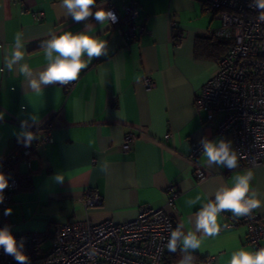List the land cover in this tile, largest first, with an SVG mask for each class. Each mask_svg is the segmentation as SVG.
<instances>
[{"label":"crops","instance_id":"1","mask_svg":"<svg viewBox=\"0 0 264 264\" xmlns=\"http://www.w3.org/2000/svg\"><path fill=\"white\" fill-rule=\"evenodd\" d=\"M60 3L0 0V67L17 32L23 33L25 61L39 71L46 65L40 43L49 32L83 31L84 23L67 17ZM126 4L138 8L144 31L138 40L128 41L112 24L101 28L91 21L94 34L107 40L108 54L94 59L71 89L54 84L36 94L17 71L0 72V159L20 144L16 133L22 120L31 123L34 115L37 124H55L53 140L36 148L31 168H20L21 185L9 205L12 214L6 216L17 232L51 231L56 224L85 218L123 222L135 218L144 205L165 207L176 225L191 230L188 218L219 187L231 186L235 176L246 171L253 173L252 189L264 202V166L243 167L238 155L235 169L208 167L201 154L199 163L212 175L198 180L190 160L192 141L205 137L230 140L238 153L232 134L208 126L206 113L196 105L203 84L218 70L217 59L196 57V41L218 29L219 21L199 0H104L103 6L122 14ZM173 24L182 35L173 33ZM147 75L155 83L150 89L143 82ZM127 133L139 138L124 150ZM56 173L64 175L62 184L52 181ZM169 186L180 192L175 206L167 204ZM90 192L99 193L102 204L86 208ZM197 196L201 200L190 205ZM255 211L264 218V206ZM240 220L231 212L220 214V234L203 238L196 251L206 258L203 264H228L240 248L256 251ZM231 222L236 225L228 227Z\"/></svg>","mask_w":264,"mask_h":264},{"label":"built area","instance_id":"2","mask_svg":"<svg viewBox=\"0 0 264 264\" xmlns=\"http://www.w3.org/2000/svg\"><path fill=\"white\" fill-rule=\"evenodd\" d=\"M199 1L221 21V26L210 33L232 39L233 43L218 60L217 72L197 94L196 105L206 113L208 126L214 127L219 134H232L241 166H264V22L259 21L255 9L248 7L250 0ZM108 9L118 17V22L112 24L114 28L128 41L138 40L144 31L138 23V8L126 4L122 14L115 7ZM172 29L176 36L182 35L176 24ZM143 82L148 89L155 85L149 75ZM63 85L69 90L74 82ZM54 128L51 120L34 125L31 130L37 139L31 146H13L0 159V172L9 178L4 202L0 204V228L7 225L18 242L23 239V251L30 264H163L170 231L176 228L173 214L165 207L141 206L135 218L123 222L113 219L92 222L85 218L56 224L51 231L17 232L13 229L4 210L21 185L20 168H31L36 148L53 140ZM170 137L171 133L165 135L166 140ZM138 138L136 133H127L122 148L129 150ZM202 151L200 140H193L190 160L198 180L212 175L198 161ZM179 195L175 186H169L167 204L175 206ZM100 204L99 193H88L86 208ZM240 222L247 226V242L255 250L264 248V218L253 210L250 215L241 217ZM235 225L231 222L228 227ZM48 240L50 244L45 246ZM0 264L17 262L0 248Z\"/></svg>","mask_w":264,"mask_h":264},{"label":"clouds","instance_id":"3","mask_svg":"<svg viewBox=\"0 0 264 264\" xmlns=\"http://www.w3.org/2000/svg\"><path fill=\"white\" fill-rule=\"evenodd\" d=\"M103 3L98 5L97 0H61L60 6L65 10V15L76 23H84L83 31L75 33L63 31L58 35L49 32V38L40 43L46 65L39 71L34 70L25 61L23 33L17 32L0 72L17 71L24 77L28 89L36 94L48 85L76 81L94 59L108 54L107 40L100 39L94 34L95 24L91 22L95 21L101 28L118 22L115 12L106 9ZM248 7L255 9L259 13V21L264 22V0H250ZM21 110H24L23 106ZM0 119H3L2 115ZM29 119L31 123L28 119L21 121L20 131L16 133L17 142L26 148L37 139L31 130L37 124V119L34 115ZM200 144L208 167L216 166L229 170L238 167V153L233 149L230 140L223 138L210 140L205 137L200 140ZM51 179L56 184H62L65 177L62 173H56ZM252 179L251 171L235 176L231 186L219 187L212 194L214 198H207V202L202 204L195 215L188 218V224L192 225L191 230L186 231L184 224H178L170 231L166 247L170 253H176L179 248L182 255L178 264H194V253L201 249L203 238H214L220 234L221 225L218 223V217L222 212H231L234 218H240L264 206V202L258 198V193L252 189ZM8 187L9 178L0 172V204L4 202V191ZM200 200L201 197L197 196L188 203L192 205ZM12 211L11 207L6 208L4 215L9 216ZM0 248L4 254L12 256L17 264H30L29 257L23 251V239L18 242L7 225L0 228ZM228 264H264V248L255 252L240 248L231 254Z\"/></svg>","mask_w":264,"mask_h":264},{"label":"trees","instance_id":"4","mask_svg":"<svg viewBox=\"0 0 264 264\" xmlns=\"http://www.w3.org/2000/svg\"><path fill=\"white\" fill-rule=\"evenodd\" d=\"M232 43V39L220 38L211 33L205 36H198L196 41L195 55L197 58L219 60L222 55L227 52ZM181 255L182 254L180 253L179 248L176 253L167 252L165 261L168 264H178ZM194 256V264H203L206 262V258L200 256L198 253L195 252Z\"/></svg>","mask_w":264,"mask_h":264},{"label":"rangeland","instance_id":"5","mask_svg":"<svg viewBox=\"0 0 264 264\" xmlns=\"http://www.w3.org/2000/svg\"><path fill=\"white\" fill-rule=\"evenodd\" d=\"M217 20L219 21V23H220V26H221V21H220L219 19H217ZM220 26H219V27H220Z\"/></svg>","mask_w":264,"mask_h":264}]
</instances>
